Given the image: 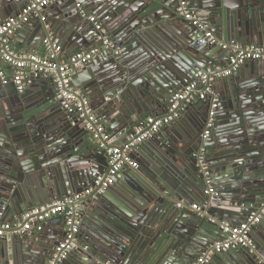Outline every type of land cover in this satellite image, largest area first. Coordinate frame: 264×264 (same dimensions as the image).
I'll list each match as a JSON object with an SVG mask.
<instances>
[{"label": "water", "instance_id": "obj_1", "mask_svg": "<svg viewBox=\"0 0 264 264\" xmlns=\"http://www.w3.org/2000/svg\"><path fill=\"white\" fill-rule=\"evenodd\" d=\"M180 1L217 41L264 43V0H60L23 25L27 52L41 53L45 39L66 56L98 48L80 72L72 71V84L117 146L140 136L146 117L165 114L172 94L188 82L212 77L217 101L209 134L202 137L212 96L199 106L180 101L181 117L171 121L177 136L164 126L136 143L129 153L136 167L123 166L110 185H96L107 171L105 151L56 98L53 78L30 71L27 88L18 91L0 68L1 218L13 222L33 206L79 195V246L56 264H192L229 236L222 224L239 225L264 209V58L216 75L233 54L178 15ZM24 6L0 0V24ZM202 147L210 183L198 166ZM66 232L65 217L56 215L38 232L8 233L0 237V264H49ZM249 238L251 246L231 247L206 264H264V212Z\"/></svg>", "mask_w": 264, "mask_h": 264}, {"label": "built area", "instance_id": "obj_2", "mask_svg": "<svg viewBox=\"0 0 264 264\" xmlns=\"http://www.w3.org/2000/svg\"><path fill=\"white\" fill-rule=\"evenodd\" d=\"M24 8L20 14L15 17H10L0 24V63L8 66L11 74V79L18 91H23L25 76L30 71L36 74L52 77L55 83L57 99L64 101V107L72 112L78 119L81 120L88 130L91 132L92 138L96 141L100 149L105 151V159L107 171L105 176L99 175L95 181L96 185L102 187L110 185L114 181L115 175L120 169L125 166L136 167V162L130 157L129 153L133 146L148 138L156 135L160 129L168 125L173 119L179 116L178 105L180 101L189 103L195 99L206 100L211 95V107L205 122V128L202 137H205L211 131L214 125V107L217 98L214 97V92L209 84L212 77L206 74L202 75L198 81L188 82L182 90L172 94L169 100L168 109L165 115L148 116L145 118L144 125L139 127L137 131L143 130L137 138L132 142L123 144L122 146L114 145L113 137L105 132L102 123L98 122L95 114L92 112L88 100L80 96L72 84V71L85 66L91 61L97 53L98 48L81 49L66 56L63 54L61 46L52 44L50 40L45 39L43 42L42 52L25 51L13 46L10 40V35L23 27L27 23L32 14L43 10L49 3L58 2L60 0H23ZM178 15L186 20L192 21L205 29V36L210 44L218 43L223 50L233 54L230 59V64L216 75L226 76L236 70L237 67L247 60H259L264 58V43L260 45L242 44L239 41H217L205 24H202L200 17L192 11L185 1H180L177 7ZM82 16L90 21L96 30L104 32L105 29L97 21L94 15L87 14L85 10H81ZM105 46H112V43L107 37L103 38ZM118 50H116L117 52ZM1 68V65H0ZM3 78V73H1ZM206 149L200 148L196 154L198 158V166L204 173L207 183L212 181L210 174L207 172L205 163ZM92 188H88L85 192L89 193ZM208 194H214L213 187L209 186L206 190ZM79 195L58 198L50 203L33 206L25 210L19 219L13 222L1 220L0 213V236H5L8 233L19 234L26 231H31L33 228L41 230L42 222L56 215H63L66 220L67 232L65 237L58 242L54 248L53 257L49 264H56L58 261L66 259L70 252L79 246V226L80 212L78 209ZM180 205V204H178ZM191 209L199 210L200 206L192 204ZM264 209L252 212L244 222L239 225L230 226L222 224L224 232H228L229 236L214 242L205 252L198 256L192 264H206L212 255L226 251L231 247L251 246L252 242L249 238L250 229L255 226L261 218Z\"/></svg>", "mask_w": 264, "mask_h": 264}, {"label": "crops", "instance_id": "obj_3", "mask_svg": "<svg viewBox=\"0 0 264 264\" xmlns=\"http://www.w3.org/2000/svg\"><path fill=\"white\" fill-rule=\"evenodd\" d=\"M51 12H54V9H51V10H50V13H51ZM29 36H30V33L28 32V30H27V29H24V27H21L20 29H18L17 31H14V32L10 35V40H11V43L13 44L14 47L19 48V49H22V50H25V49H26V43H27V41H28V39H29ZM29 51H34V50L30 49ZM0 65H1V69L3 70V78H4V77L6 76L5 71H6V72H10L11 69H9L8 66L5 65L4 63H0ZM77 72H80V70H77ZM71 74H72V73H71ZM29 84L31 85V86L29 87V89L36 90L37 87H38V86H36V85H32V81H29ZM25 87H26V85H25ZM26 88H27V87H26ZM198 100H200V99H195L193 104L196 105V106H199L201 103H200ZM186 105H187V103L185 102V103H184V106H186ZM163 110H164V109H163ZM166 112H167V109H166V111H165V114H166ZM160 113H163V111L160 112ZM181 113H182V111H179V116H178L177 118L181 117ZM165 114H163V115H165ZM161 116H162V115H161ZM166 126H169V128H168V132H169L172 136H177V135H176V134H177V130L175 129V127H174V128L172 127V126H173L172 122H170V123H169L168 125H166ZM161 130H162V128L160 129V131H161ZM113 141H116V140L113 139ZM205 149L207 150V148H205ZM3 219H4V216L1 218V220H3ZM3 221H6V220L4 219ZM7 221H8V220H7ZM54 228H55L54 226H50V228H48L47 230H48L49 232H52V230H53ZM32 231L38 232L39 230H36L35 228H33ZM0 237H4V236H0ZM79 242H80V241H79ZM82 256H83V258H85L84 255H82Z\"/></svg>", "mask_w": 264, "mask_h": 264}]
</instances>
